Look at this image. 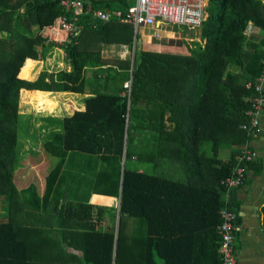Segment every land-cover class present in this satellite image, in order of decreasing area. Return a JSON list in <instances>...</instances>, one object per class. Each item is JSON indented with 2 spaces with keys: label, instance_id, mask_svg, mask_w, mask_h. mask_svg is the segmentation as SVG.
<instances>
[{
  "label": "trees",
  "instance_id": "1",
  "mask_svg": "<svg viewBox=\"0 0 264 264\" xmlns=\"http://www.w3.org/2000/svg\"><path fill=\"white\" fill-rule=\"evenodd\" d=\"M61 1L0 0V200L8 205V221L0 223V264H31L33 229L22 235L16 225L21 213L39 212L45 223L87 229L72 232L74 240L68 241L81 246L83 264H193L200 252L211 264H221L224 182L248 141L247 113L256 94L247 84L260 76L264 63V40L250 41L246 31L251 25L264 32V0H209L201 42L191 52H148L136 44L133 61L118 60L106 68L112 60L103 59L104 47L132 48L134 30L85 13L83 31L70 37L60 22L64 16L73 19ZM78 1L95 10L129 7L122 0ZM54 47L64 51L71 72L32 67ZM91 69L92 83L105 91L86 99V110L66 117L64 133L45 144L44 150L59 158L45 195L39 196L35 184L19 191L14 174L21 91H31L30 104L39 105L43 99L35 97L37 92L83 95ZM224 152L228 158H221ZM85 157L88 164L100 157L101 169H87ZM131 161L146 171L131 168ZM67 179L69 188L63 191L58 184ZM74 181L106 196L105 205L81 201L77 187L70 186ZM108 210L112 227L93 228L92 218H106ZM70 216L82 224L68 226ZM128 220L134 221L130 241L121 234ZM132 242L145 246L143 256L131 252Z\"/></svg>",
  "mask_w": 264,
  "mask_h": 264
},
{
  "label": "crops",
  "instance_id": "2",
  "mask_svg": "<svg viewBox=\"0 0 264 264\" xmlns=\"http://www.w3.org/2000/svg\"><path fill=\"white\" fill-rule=\"evenodd\" d=\"M101 10H109V9H101ZM120 24H123V23H120ZM125 25H127L126 26L127 28L134 30V36L132 37V40L137 39L136 34H135V28L130 24H125ZM164 25H165L164 23H157V27L159 26L160 29L143 28L140 34H138V36L140 35L141 41H142L141 47L138 46L140 47L139 49H143L148 52L169 51V54L185 55L191 49L195 48L193 44L192 45L188 44L190 43V41H192V39L189 38L188 35L185 36L183 30H179L180 32L172 31L168 29L167 25H165L167 29H163ZM160 30H162L161 37L160 38L154 37V33L155 32L160 33ZM248 38L250 41L259 43L260 41L264 40V32L258 29L253 30L249 34ZM109 46L110 45H107L103 49V59H105L106 61L108 60V57H112L113 59L115 55L112 52H109L114 47L110 48ZM111 46H117V45H111ZM185 46L190 47L189 51L187 52L176 51L177 49L182 50ZM195 46H196V43H195ZM123 47L124 48L119 54L120 57H122L123 55L127 56L129 53V50L133 51L135 54L136 47L130 48V46L128 45H125ZM58 54L60 56L61 54L64 55V51L57 47H54L50 49L49 51H47V53L45 54L44 60L46 59L48 60V58H50L52 55L56 56L55 59H57ZM67 65L70 67L69 70H65V69L64 70L67 72H71L73 69L72 66L70 64H67ZM110 65L111 64L108 62L106 63L104 67L106 68V67H109ZM90 71L93 74H96L94 70L91 69ZM99 76H100V73H99ZM98 85L99 84L94 85L92 82H90L89 86L87 87V91H86L87 93L83 95L75 94L71 92H61V93L37 92L34 95L39 96V97L41 95L47 96L48 97L47 99L51 101L49 102L50 105L53 104L52 100H50L51 98H55L56 96L61 95L62 97L60 99L65 100V102L67 103L63 105H67L68 108H71L69 110H66L67 112L62 111V113H64V116H63V120H64L66 117L72 116L76 111H85L86 110L85 100L92 97L93 94L97 93L96 91H103V92L105 91L104 86L101 85V87H98ZM28 96L32 98L31 91H28L25 89L21 91V98H20V108L21 109L23 108V105H22L23 97L29 99ZM50 122H52V125H49L50 130L44 131V134L40 137V143L34 142L37 145L31 146L28 142L24 143L25 140L29 141L31 140V138H25L23 140L22 144L24 143L23 147H25V151H22L21 149L20 151L18 150V161L16 162V168H15V174H14L15 184L19 191H24L29 186L35 184L38 187V194L41 198L45 195L44 193L42 194L43 187L39 183H36V182H29L28 184L19 183V181L16 179V174L20 175L21 173H18V171L16 172V170H17L18 162L20 163V161L22 160V159L20 160V157H22L26 161L25 155L29 154L30 151L32 150H36V151L43 150L44 151V146L47 142L52 141L54 136L57 133H64L65 130H64L63 122H59L58 124H56L55 120H51ZM251 149L257 154V159L255 161L246 163L245 165V168H246L245 184L240 188L231 190L228 194L229 205L231 209L238 214V223L240 225V231L237 233L236 239H235V250L237 254L238 264H264V113L262 114L261 119H260V133L258 134L256 138L252 139ZM229 152L227 154H229ZM28 159H31V157H29ZM91 159L92 160L90 164H88L87 163L88 159L85 157L83 160V165L86 164V168L88 167V168H91V171L96 170V172H98V170L101 169L99 165L101 164L102 160H100V157H96L95 160H94V157H91ZM130 165H131L130 166L131 168L138 169L141 172H144V170L146 171V168L139 166L134 161H131ZM68 183H69V179H67L66 181H59L58 186L63 185L64 186L63 191H67L69 188ZM70 186L77 187V190H75V192L78 193L79 199H81V201H89V203H91L94 206H98V207H102L105 205L106 196H103L101 194H95L93 192L90 193L91 191L84 188L86 187L85 185H82L81 183L76 182V181H74V183ZM82 198H84L85 200H82ZM107 198H110V197H107ZM51 204L52 203H50V205ZM7 213L5 212L3 214L2 219L5 220L3 223H6L8 221ZM105 215H107V213ZM44 216L45 214L43 212H39L36 214L21 213L20 221L22 219H25L27 220V222L21 223L19 221L17 223L16 227L19 230V233L21 232L23 233L24 228L33 229V234L28 239L30 242V240H34L37 237L41 238L40 233L42 229L49 233L56 232L61 229L59 223L57 224L56 220H54V223L43 222L42 219ZM92 223H93V228H96L97 230L100 229L101 231H107L109 227H112L108 225L105 216H100L99 219L92 218ZM77 224H82L77 216H70L69 218H67L68 226H73ZM114 225H115V233L117 234L119 232V209L117 210V219ZM43 227H47V228H43ZM64 228H65V231L67 230L66 232L68 233L86 232L85 230H87L85 229L82 231V230H74V229H70L66 227ZM20 229H21V232H20ZM38 230H40V232ZM132 245L133 247L131 249V252H133L134 254L138 256H143L145 246L144 247H142V245L137 246L136 243L134 242H132ZM200 249H201V246H200ZM56 250L60 251L61 249L57 248ZM68 251H69L68 253L65 251L63 256L56 255L55 259H50V256H48L47 257L48 260L46 261V264H81V262L77 260V256L75 257L72 256V254H75V255L79 254V251L78 250H75V251L68 250ZM158 263L164 264L162 260H159ZM133 264H143V260H139V263L135 262ZM193 264H211V263H210L209 258L206 259V254L200 252L199 259L194 261Z\"/></svg>",
  "mask_w": 264,
  "mask_h": 264
},
{
  "label": "built area",
  "instance_id": "3",
  "mask_svg": "<svg viewBox=\"0 0 264 264\" xmlns=\"http://www.w3.org/2000/svg\"><path fill=\"white\" fill-rule=\"evenodd\" d=\"M58 1V0H52ZM129 7L116 10H95L91 6L87 8L78 0H62L61 5L65 11L72 15L73 20L68 17L61 19V25L66 34L70 37L78 36L83 31L80 24V17L83 14H91L103 23L119 21L123 24H130L135 28L138 36L143 28L160 29L157 23H164L169 26L187 27L191 30L200 29L207 19L208 0H122ZM256 30L249 25L247 35ZM259 30V29H258ZM160 33L155 32L154 37L160 38ZM138 32V33H137ZM70 40V39H69ZM131 83H126L125 87L130 88ZM247 89L254 90L256 96L251 101V107L247 113L249 117L248 141L241 149L238 156V165L235 167L232 176L224 182L227 189L225 194L226 205L221 210L222 223L218 227L221 235V246L219 254L221 264H238L235 250V239L240 231L238 214L234 212L230 205L228 194L231 190L242 187L246 181V163L255 161L257 154L251 149L252 139L260 133V119L264 113V63L260 76L247 84Z\"/></svg>",
  "mask_w": 264,
  "mask_h": 264
},
{
  "label": "rangeland",
  "instance_id": "4",
  "mask_svg": "<svg viewBox=\"0 0 264 264\" xmlns=\"http://www.w3.org/2000/svg\"><path fill=\"white\" fill-rule=\"evenodd\" d=\"M208 4H209V0H208ZM127 29L129 30L130 28H127ZM163 29H167L165 25L163 26ZM168 29L172 30V31L183 30L185 36L188 35V37L192 39V41H190V43H188V44H190V45L193 44L194 47L197 46V43L201 42V28L191 30L187 27L169 26ZM133 36H134V33H132V37ZM136 37H137V39L133 40L132 47H136L138 40H141L140 35H139V37L138 36H136ZM193 42L196 43V46H195V43H193ZM203 43H202V46H203ZM123 46H125V45H117V46H111L110 45L109 46L110 48L114 47L109 52H112L113 54H115L113 59H112V57H108L109 61L112 60L109 63H116V61H118V60H122V62L134 60V52L131 50H129V53L127 56H125V55H123L122 57L119 56L122 49L124 48ZM128 46H130V45H128ZM138 46H139V43H138ZM130 48H131V46H130ZM189 49H190L189 46H185L182 50L177 49L176 51L187 52V51H189ZM189 52H191V50ZM156 53H167V54H169V51L156 52ZM55 57L56 56L52 55L50 58H48V60L46 59L44 61H32V67L33 68L35 67V69L39 68V69H41V71H45V72H48L50 74L57 73V72L61 71L62 69L63 70L64 69L69 70L70 67L66 64V62H64L62 60L63 58H65V54L64 55L61 54V56L58 54L57 59H55ZM61 57H62V59H61ZM32 67H31V69H32ZM230 69H231V67H230ZM232 69H235V67ZM87 76H88L87 77V84H88V81H90V82L95 81V78H94L95 75L92 72L87 74ZM35 97H39V96H35ZM61 97L62 96L60 95V96H56L55 97L56 99L51 98L50 100H52V102H53L52 105L49 104V102H51V101H49L47 99L48 98L47 96H42V97L40 96V98L43 99V101L41 102L40 105H39V103L30 104L29 99H31V98L28 99V98L23 97L22 103H23V101H25L24 103H27L29 105V107H26V108L23 107L22 109L19 108L20 114H21L20 125L18 127V135H19L18 137H19V142H20L19 143L20 144L19 151H20V149L22 151H25V147H23V146H24V143H26V142H28L31 146L37 145L34 142L40 143V137L44 134V131L50 130L49 125H52V122H50L51 120H55L56 124H58L59 122H62L63 116H64V113H62V111L67 112L66 110H69L71 108H68L67 105H63V104H67V103L65 102V100L60 99ZM71 111H69V112H71ZM25 138H31L32 141L31 140H29V141L25 140L24 143L22 144V142ZM225 152L221 155V158L223 156L225 158L229 157V154H227ZM25 156H26L27 162L22 157H20V160L22 159L21 161L19 160L20 163L18 162L16 172L18 171V173H21V174L20 175L16 174V179L19 181V183H22V184H24V183L28 184L29 182L39 183L43 187L42 188L43 189L42 194L43 193L45 194L46 190H47V177L50 174V172L53 171L55 169V167L57 166V164L59 162V158L51 156L45 150L44 151L43 150H40V151L32 150V151H30L29 154H26ZM29 157H31V159H28ZM121 162L123 164L124 159ZM112 164H113V161H112ZM66 176L67 175L64 174V177H66ZM180 179H183V177L181 175H180ZM62 188H64V186H62ZM50 201H52V199ZM7 211H8V205L0 200V223H3L5 221L2 218H3V214L5 212L7 213ZM106 218H107L108 225L111 226L112 221L114 220L112 218V210L107 211ZM116 219H117V217H116ZM20 222L26 223L27 220L22 219ZM133 225H134V221L128 220L127 226L124 228V230L121 233L123 238H125L126 241L133 240V237H132V234H133L132 226ZM43 228H47V227H43ZM61 229L56 231V232H52V233L46 232L42 229L41 233H40L41 238L37 237L34 240H30L29 257H30L31 264H46V261L48 260V258H47L48 256H50V259H55L56 255L63 256L65 251L67 253L69 252L68 250H71V251L72 250L73 251L78 250L79 254H77V255L72 254V256H74V257L77 256V260L80 261L81 264H83L82 250L80 251L81 246L77 245L76 246L77 248H75V246H74L75 244L69 243L71 246H73L75 248V250L73 247L69 246L68 241L74 240V236H72L73 235L72 233L66 232L67 230L65 231V228H61ZM28 230L29 229L24 228L23 233L21 232V229H20V232L22 233V235H26ZM38 231L40 232V230H38ZM75 238L77 240L78 237L75 236ZM55 247H56V249L60 248L61 250L58 251L55 249ZM52 263H54V262H52Z\"/></svg>",
  "mask_w": 264,
  "mask_h": 264
},
{
  "label": "water",
  "instance_id": "5",
  "mask_svg": "<svg viewBox=\"0 0 264 264\" xmlns=\"http://www.w3.org/2000/svg\"><path fill=\"white\" fill-rule=\"evenodd\" d=\"M139 43V46L141 47L142 45V41L141 40H138L137 44Z\"/></svg>",
  "mask_w": 264,
  "mask_h": 264
}]
</instances>
